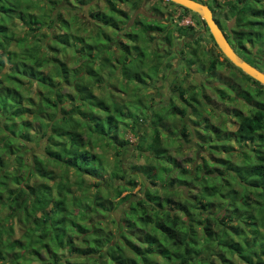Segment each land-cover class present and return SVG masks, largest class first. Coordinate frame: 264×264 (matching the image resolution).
<instances>
[{
	"label": "trees",
	"instance_id": "1",
	"mask_svg": "<svg viewBox=\"0 0 264 264\" xmlns=\"http://www.w3.org/2000/svg\"><path fill=\"white\" fill-rule=\"evenodd\" d=\"M38 1L42 2L0 0V264H264V150L253 148L252 157L245 158L246 166L233 167L224 161L241 190L217 185L216 179L211 180V170L200 173L204 164L194 170L186 168L183 160L169 155L170 135L161 128L174 110L182 121L189 110L190 116L201 117L199 98H186V92L182 96L185 109L170 106L169 113L167 109L151 113L147 147L134 145L119 134L122 125L124 131H137L143 122L141 114L149 112V107L136 92L132 104L116 97L111 81L122 75L126 83L142 85L153 78L163 54L148 52V36L164 33L168 24L155 19L135 21L133 29L138 32L130 37L143 46H124L116 58L112 48L121 42L117 36L110 38L105 27L117 30L119 24L128 23L129 14L121 7L136 9L137 0H107L109 13L92 5L88 10L91 22L83 20L88 17L79 12L59 7L60 0H45L51 6L47 16L50 36L44 34L43 21L31 12ZM72 1L84 6L92 2ZM210 1L234 49L260 69L246 54L249 46H259L258 51L264 46V0ZM178 7L182 9L178 22L194 14ZM225 7L227 13L221 14ZM63 14H71L77 23L68 22ZM230 16L238 18L235 27L228 22ZM18 20L28 27L21 39L9 29ZM60 21L66 30L62 33L56 28ZM199 23L203 25L201 20ZM69 26H76L78 32L70 33ZM177 29L187 37L194 27ZM196 35L178 50L180 55L195 44L188 52L192 57L195 51L196 56L203 37ZM172 37L171 32L166 34L171 46ZM210 38L214 40L211 33ZM13 42L21 48L19 53L11 49ZM66 51L74 52L76 66L67 63L66 54V59L60 57ZM205 58L203 54L187 60L200 67ZM148 64L151 77L139 71ZM216 65L214 59L209 73L217 77ZM5 68L9 71L3 73ZM107 70L105 78L103 71ZM195 71L209 74L205 65ZM122 89H126L124 85ZM219 92L224 100L230 97L222 88ZM263 107L257 104L252 115L237 114L239 144L262 146ZM132 146L149 162L128 166L127 151ZM109 157L113 158L111 171ZM174 168L178 170L172 180L175 188L168 189L167 176ZM132 170L137 171L133 174ZM192 172L193 183L202 185L201 194L195 200H178L183 188L193 193V183L187 181ZM138 186L139 194H134ZM224 200L227 205L218 218L211 210ZM227 221L238 226L232 228L235 224L229 226ZM220 227L222 231L216 233Z\"/></svg>",
	"mask_w": 264,
	"mask_h": 264
},
{
	"label": "rangeland",
	"instance_id": "2",
	"mask_svg": "<svg viewBox=\"0 0 264 264\" xmlns=\"http://www.w3.org/2000/svg\"><path fill=\"white\" fill-rule=\"evenodd\" d=\"M203 1H205L203 3L212 5L210 0ZM169 2L170 1L168 0H137L138 7L136 9H131L128 5H124V7L121 8L122 10L128 12L130 21L128 23L119 24L117 30H110L105 27V32L110 36V38L117 36L121 42L120 44H116L119 48H112V51L115 53V57L119 58L124 46H143V44H140V41H133L132 37H130V34L138 32L133 29V23L135 21L143 20L148 22L155 19L164 24H168V29L164 33L160 35L148 36V52H150L151 55L152 52L163 54L161 59L162 65L159 68L160 70H154L153 78L150 76V64H148L139 70L142 74L149 75L151 77V79H147V81L142 85L136 83L135 81L126 83L122 75L111 81L112 85H110L117 89L116 97L125 99L127 103L129 102L132 104V102L137 99L133 96L136 92L140 94V98L144 100V104L149 107V112L147 111L141 114L143 122L137 131H124L122 130V125L120 127L119 134L125 139L130 140V142L134 145L141 143L144 147H147V144L151 142L149 138L151 131L150 126L152 124L151 113H154V111L162 113L166 109V112H168L170 106L171 108L178 107L180 110L183 108L185 109L187 104L183 101V92H186V98L194 95L199 98L200 105L197 107L201 114L200 118L190 116L192 114V110H189L190 117H184V120L182 121L180 120V117H182L181 114L174 110L175 113L173 115L170 114V117L167 115L169 118L165 119L161 123V128H163L164 132L168 136L170 135V138L168 139L169 145L166 147L168 148L169 155L177 158V160H183L186 168H189L190 170H194L197 165L204 164V171H201L200 173L206 175V170H211L213 173L209 175L212 177L211 180L216 179L217 185L224 183L226 186L228 185V188L234 187L241 190V186H239L235 180H232L233 172L227 171L228 165L224 163V161L230 162L233 167L238 165L246 166L247 162L245 158H248L249 156L252 157L253 148L264 150V142H261V147L257 145H241L236 141L235 136V131L239 123L237 114L252 115L254 112L253 108L257 104L264 105V89L261 85L246 79L244 74L236 71L226 62V57L220 51L218 46L215 45V41L210 38V32L208 30H204L202 23H199L201 20L199 15L193 12L196 15L190 14L186 16L183 21L178 22V17L182 14V9L178 7L179 5H173ZM60 3L59 7H67L68 10H73V13L79 12L78 15L81 14V16H87L88 19L84 18L83 20H88V22L92 21L88 11L92 5L96 6L95 10L101 9L102 12L105 13H109L108 6H110L107 0H92L90 5L85 6L72 0H60ZM69 4H73L75 7H71ZM50 8L51 6L45 2V0H42L41 3L38 1L35 8L31 10L33 15L35 14V16H39L38 18L40 22L43 21V25L45 26L43 30L45 33H43L46 34V36H50L48 29L49 17H47L50 15ZM159 9L162 13L157 11ZM227 10L228 9L225 7L220 12L221 14H225L227 13ZM63 17L68 22H72L74 24L77 23V19H75V17L71 14H63ZM230 17L232 18V16ZM237 19L238 18L229 19L228 22L231 27L236 26L238 21ZM57 24L58 27L56 28H58V33L64 32L65 29H63V22L60 21ZM188 25L193 26L194 29L190 31L191 34L186 35L187 37H185L184 33H180L181 31L177 28L178 26ZM90 27H95V25L91 24ZM69 28L70 33H74L76 31V26H69ZM9 29L10 31L15 32L14 36L17 39L24 38L25 33L28 32L27 25L22 24L19 20L10 23ZM93 30L95 31V28H93ZM168 32H171L173 36L172 46L166 39V34ZM194 34H197L195 38L203 36L200 38V44L197 48L198 53L195 56V51H193L192 54H194V56L190 57L188 51L197 46L192 44L189 50L186 49V51H181L182 54L180 55L178 50L184 49L183 47L185 46V43L189 40L191 41ZM87 36L89 35L87 34ZM258 48L259 46H256L255 48L249 46L247 51L248 54L246 55L253 59L260 69L264 71V46L261 51H258ZM11 49L18 53L21 51V48L18 47L15 42L12 43ZM65 54L67 63L73 67L76 66L77 63L74 62L73 59L74 52L66 51L61 53L60 57L65 58ZM203 54L206 58L205 60L201 59L200 67L195 66V64L193 66V61L191 65L189 63L190 61L188 62L187 60V58H190L191 60L193 58L199 59ZM151 55L148 59H151ZM214 59L217 61L216 69L214 70L217 73V77L215 76V73H209L211 62ZM146 61L148 62L149 60ZM204 65L209 74L203 75L204 73H198L195 71L196 68L197 70H201V68H204ZM117 66L119 67L120 65L117 64ZM7 68L4 69L3 73L9 71ZM185 69H188L189 72H187L188 70L185 71ZM109 72V70L103 71V76L107 78ZM227 81H230V86L229 84L226 85ZM123 85L126 88L125 90L122 89ZM221 88L227 92L228 96H230L226 100L220 98L219 90ZM199 89L202 90V93ZM247 99H249V101ZM169 112H171V110ZM216 127L218 129H215ZM183 129H185V133L183 132ZM135 147L136 146H132L130 147L131 149L127 151L130 152L127 156L129 162H127L128 160L124 158L128 166L131 164L134 168L136 165L139 166L149 162L146 161L145 156H140V151ZM112 160L113 158L109 157V166L107 167L109 171L112 169ZM253 161H255L254 157L252 158V162ZM136 171L137 170H132L133 174ZM177 174L178 170L176 168L171 170L170 174L167 176L169 181L167 182L168 184L166 188H175V184L172 183V180L176 178ZM194 176V172H192L191 175H187V181L193 183L192 178ZM217 176H220V178L217 179ZM75 178L76 177L73 176V182ZM228 181L231 183L230 186ZM195 185L196 184L194 183L191 185L193 193H190V191L188 192L185 188H183V192H181L182 197H177V199L184 200V198H186L188 200H195L197 198V194H201L200 188L202 187V185L199 184ZM139 190L140 186L135 189L134 194H139ZM224 190L226 191L227 188ZM125 195L126 193L123 194V196ZM215 198L220 201V197ZM226 205L227 201H222L220 207L212 208V214H217L218 218H220V216H223ZM200 210L201 209L199 208V211ZM2 211L3 213L7 212L6 209H3ZM120 214L121 211H119L118 215ZM180 216L184 218L182 214H180ZM195 224L196 223H194V225ZM227 224H229V226L231 224H235L232 228L238 226V223H233V221H227ZM109 228L113 229L114 226L109 225ZM17 229L19 228L17 227ZM215 231L216 233L221 232L222 228L220 227Z\"/></svg>",
	"mask_w": 264,
	"mask_h": 264
},
{
	"label": "water",
	"instance_id": "3",
	"mask_svg": "<svg viewBox=\"0 0 264 264\" xmlns=\"http://www.w3.org/2000/svg\"><path fill=\"white\" fill-rule=\"evenodd\" d=\"M199 15L204 30H209L223 55L245 75L264 86V71L244 59L232 46L214 15L212 8L197 0H168Z\"/></svg>",
	"mask_w": 264,
	"mask_h": 264
},
{
	"label": "flooded vegetation",
	"instance_id": "4",
	"mask_svg": "<svg viewBox=\"0 0 264 264\" xmlns=\"http://www.w3.org/2000/svg\"><path fill=\"white\" fill-rule=\"evenodd\" d=\"M209 5V4H208ZM210 6V5H209ZM211 7V6H210Z\"/></svg>",
	"mask_w": 264,
	"mask_h": 264
}]
</instances>
